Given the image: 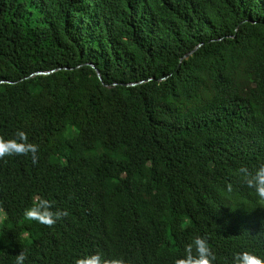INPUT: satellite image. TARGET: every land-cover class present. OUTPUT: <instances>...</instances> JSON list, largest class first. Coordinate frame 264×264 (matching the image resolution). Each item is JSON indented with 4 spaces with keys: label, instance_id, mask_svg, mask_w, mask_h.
Wrapping results in <instances>:
<instances>
[{
    "label": "trees",
    "instance_id": "16d2710c",
    "mask_svg": "<svg viewBox=\"0 0 264 264\" xmlns=\"http://www.w3.org/2000/svg\"><path fill=\"white\" fill-rule=\"evenodd\" d=\"M17 130L39 159H0V264H175L196 236L213 264L264 259L239 172L264 164V0H0V136ZM39 198L68 216L27 220Z\"/></svg>",
    "mask_w": 264,
    "mask_h": 264
},
{
    "label": "clouds",
    "instance_id": "9594fccd",
    "mask_svg": "<svg viewBox=\"0 0 264 264\" xmlns=\"http://www.w3.org/2000/svg\"><path fill=\"white\" fill-rule=\"evenodd\" d=\"M39 146L28 141V135L24 131L17 130L15 138L4 139L0 136V159L6 156H28L31 154L32 162H38ZM239 172L243 174L246 185L253 188L260 198L264 201V164H261L254 173L247 167H241ZM231 190V185H228ZM53 203L45 198L37 199L36 203L25 209L24 217L27 220L37 221L47 227H52L57 220L68 216L66 210L57 209L53 211ZM193 248L195 254H193ZM27 259L24 252H20L15 258V264H24ZM216 259L214 253L208 245L206 238L196 236L194 240L185 247V257L177 259L175 264H213ZM75 264H125L122 259L102 260L97 254L90 255L83 259H77ZM233 264H264V259L247 251L234 255Z\"/></svg>",
    "mask_w": 264,
    "mask_h": 264
},
{
    "label": "rangeland",
    "instance_id": "374dc122",
    "mask_svg": "<svg viewBox=\"0 0 264 264\" xmlns=\"http://www.w3.org/2000/svg\"><path fill=\"white\" fill-rule=\"evenodd\" d=\"M4 218V214L0 212V221Z\"/></svg>",
    "mask_w": 264,
    "mask_h": 264
},
{
    "label": "water",
    "instance_id": "95a60500",
    "mask_svg": "<svg viewBox=\"0 0 264 264\" xmlns=\"http://www.w3.org/2000/svg\"><path fill=\"white\" fill-rule=\"evenodd\" d=\"M39 74H41V73H39Z\"/></svg>",
    "mask_w": 264,
    "mask_h": 264
}]
</instances>
